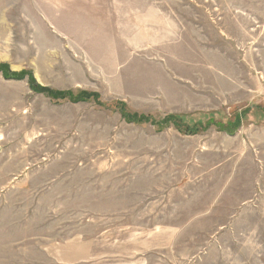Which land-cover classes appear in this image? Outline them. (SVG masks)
Masks as SVG:
<instances>
[{"label":"rangeland","instance_id":"rangeland-1","mask_svg":"<svg viewBox=\"0 0 264 264\" xmlns=\"http://www.w3.org/2000/svg\"><path fill=\"white\" fill-rule=\"evenodd\" d=\"M3 65L0 264H264V0H0Z\"/></svg>","mask_w":264,"mask_h":264},{"label":"trees","instance_id":"trees-1","mask_svg":"<svg viewBox=\"0 0 264 264\" xmlns=\"http://www.w3.org/2000/svg\"><path fill=\"white\" fill-rule=\"evenodd\" d=\"M0 71L4 73L5 77H12V78H18V79H22L25 77L24 73H16V72H11L5 65L1 66L0 67ZM31 81V80H30ZM32 83L34 82L31 81ZM33 87H36V86H32ZM39 88V87H38ZM43 89V91H48L49 94H51L52 92H50V89L48 88H41ZM67 96V95H66Z\"/></svg>","mask_w":264,"mask_h":264}]
</instances>
